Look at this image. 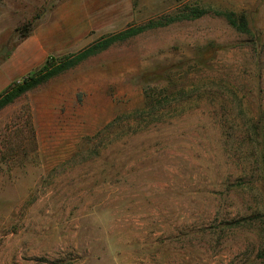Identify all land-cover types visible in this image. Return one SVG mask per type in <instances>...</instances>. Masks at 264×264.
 Instances as JSON below:
<instances>
[{"label":"rangeland","instance_id":"1","mask_svg":"<svg viewBox=\"0 0 264 264\" xmlns=\"http://www.w3.org/2000/svg\"><path fill=\"white\" fill-rule=\"evenodd\" d=\"M196 6L251 35L211 12L152 29L0 111V264H264V0H0V93Z\"/></svg>","mask_w":264,"mask_h":264},{"label":"trees","instance_id":"2","mask_svg":"<svg viewBox=\"0 0 264 264\" xmlns=\"http://www.w3.org/2000/svg\"><path fill=\"white\" fill-rule=\"evenodd\" d=\"M210 12L214 16L222 17L227 22V24L237 33L243 35H251L249 23L246 17L242 14L237 15L233 12L207 10L197 6L186 7L184 11L173 14L161 15L156 19L149 20L136 27H131L114 35L108 36L104 39H100L99 41L89 45L88 47L82 49L76 54L65 57L59 61L57 60L53 62L47 61L41 68L23 77L21 81L10 84L6 89H4L0 93V111H2L7 106L13 104L17 99H19L27 92L45 84L49 80L76 67L77 65L84 62L88 58H91L107 50L109 47L117 43L125 42L129 39L138 36L143 32L152 29L165 27L176 22L195 20L203 17L204 15ZM32 29H33V23H28L26 25H23L21 28L16 29V32L19 34L20 40H23L29 37V34L31 33ZM214 48L215 46L209 44L206 50L212 51ZM0 50H1L0 54L5 52L6 51L5 46L2 47ZM206 53H210V52H206ZM204 54L205 53H201L197 51L196 54L194 55L193 61L199 64L200 66L206 65L207 64L206 61H209L210 57H212V54L208 56L209 58H203ZM9 55L10 53H6L2 57L0 63L2 61H5L9 57ZM165 71L166 70H164V72L161 74L155 71L150 74H146L143 76L144 78L142 77L143 80L145 79L144 82L141 81V83L147 82L145 84H148L149 82H155L157 80L163 79L164 74L167 72ZM145 104L149 107L150 113H153L155 109L160 107L159 105L160 102L156 103L154 100V96L150 95V93L145 94ZM259 120H260L259 123L261 121L264 122V114H261ZM257 129L260 131L257 134L259 136L260 149L258 150L254 164H256L258 173L259 175H261L264 181V124L261 125L260 128L259 126H255L253 130L257 131Z\"/></svg>","mask_w":264,"mask_h":264}]
</instances>
